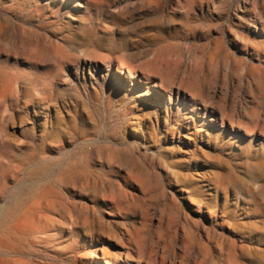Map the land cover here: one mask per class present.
Returning <instances> with one entry per match:
<instances>
[{
    "label": "rangeland",
    "instance_id": "374dc122",
    "mask_svg": "<svg viewBox=\"0 0 264 264\" xmlns=\"http://www.w3.org/2000/svg\"><path fill=\"white\" fill-rule=\"evenodd\" d=\"M157 65L170 78L162 89L117 71L157 79ZM195 103L229 116L227 126L209 116L188 129ZM230 119L246 127L232 131ZM263 161L264 0H0V219L42 193L64 207L54 209L63 231L16 243L14 259L74 264L82 241L66 217L83 232L84 207L115 232L132 222L137 213L98 208L94 191L119 182L132 190L123 175L134 172L154 187L143 198L153 215L149 252L164 248L175 264H223L214 247L237 242L248 247L242 261L264 264ZM214 188L221 196L212 205L232 212L223 227L188 200L195 190L196 201L209 199ZM173 201L181 213L169 228L160 219ZM200 240L214 246L210 257ZM97 246L101 264L118 250L113 240Z\"/></svg>",
    "mask_w": 264,
    "mask_h": 264
},
{
    "label": "bare ground",
    "instance_id": "6f19581e",
    "mask_svg": "<svg viewBox=\"0 0 264 264\" xmlns=\"http://www.w3.org/2000/svg\"><path fill=\"white\" fill-rule=\"evenodd\" d=\"M78 4L79 6H82L81 1H79ZM247 10V7H244V14L239 16V18H244ZM254 27L256 29H261L257 22L254 24ZM157 69L161 72L158 73L159 77H156L157 79H153L149 74L142 73L144 75L140 76V72L137 70L126 69L124 66L117 67L118 73L121 75H126L128 80L131 81L132 85H134L136 81H140L141 83L148 85L151 83L155 88L162 89L170 78L168 75H166V72L163 74L165 70L163 66L157 65ZM182 86V84L179 85V91L181 90ZM171 89L172 91L174 90L173 87ZM149 91L150 87L148 86L147 93L145 94H149ZM161 97H163L162 94L161 96L157 97V102H160ZM185 99H187V97H185ZM190 100H193V96H191ZM169 101L172 103V96H169ZM189 113L190 115L184 120L187 128L190 130L196 123H198V119L204 118V121L201 120V123H207L206 118L209 116L210 122L214 123L220 121L221 127L225 128L227 126V118L229 117L226 115V118L223 115L222 118H218L215 113L212 114V112L209 111L207 107H201V105L198 103H195L192 106V109ZM237 122L233 121L232 119L228 120V124L232 128V131H235V123ZM237 124H239L240 127H246V125L242 122H238ZM242 129L239 128L238 134L233 133L232 137H238L239 132L243 131ZM199 133H201V131H198V134ZM245 133L248 134L247 131H245ZM123 180L125 184H131L133 189L127 190L126 187L120 184V182L108 185L107 187H103L101 189L94 185L95 204L98 208L105 210L108 209L109 211L107 213L111 216L117 217L120 212L129 211L137 213L138 217L133 219V221L130 223L125 221L119 231L115 232L102 226H96L94 215L91 213L88 207H84L82 211L85 212L87 216L82 226V229L84 230L80 233L77 219L71 215L66 217L69 220L66 222L69 235L73 236L74 238L77 237L82 241L81 248L78 251V257L74 261V264H101V261H97L96 263V259L99 255L96 247H98L97 245L103 244L105 240H113L115 246L118 247V250L112 252L107 251V255L103 257L104 261H106V264H118V262L124 260V257L128 264H133V262H136L137 264H175L174 259H168L164 248L162 251H155L154 248H152V250L149 252L151 245L146 238V235L150 227L149 225L153 222V215L149 207L143 201V198L151 195L154 187L151 186L146 179L134 172L124 174ZM195 191H193V195H195ZM209 193V199L203 198L200 199V201H196L191 193L188 195V200L192 204H197L199 209L206 208L210 214L211 221L223 227L227 223V219L231 218L232 212L227 209L226 203L222 206L212 205L211 201H216L217 204H219L218 199L221 196L220 189L214 188ZM163 195L166 196V191L164 189ZM172 203L174 204V207L165 211L160 219V224L166 223L169 228L175 227L177 220L179 219V216L176 217V214L178 215L181 213V211L179 213V204L175 201ZM19 206L20 205L16 207ZM57 207L64 209L63 205L58 201L56 196L42 193L38 200L27 207L21 214L18 213L19 210H17V208L6 210L0 219V254L6 255L8 259L0 260V264H40L31 259H14L13 257L18 253L16 243H20L23 240L30 242L31 239L36 238L39 235H43L47 238L57 237V235L60 234V231H63L62 229H54L57 225L61 224V221L57 220V217L59 216H56L57 214L54 211V209ZM217 207L219 208V212H221L220 216L218 215ZM262 223L264 224V220ZM194 234L196 237L198 236V238H200L197 228H195ZM200 244V251L204 257H210V246L214 247L212 243H204L200 240ZM87 247H90L89 251L86 250ZM185 249L188 251L190 248L186 246ZM214 249L219 253L223 264H246L240 259L238 255L240 249L242 251H246L248 249L246 245H242L240 247L237 242H233L227 251L222 247H214ZM86 251H88V253Z\"/></svg>",
    "mask_w": 264,
    "mask_h": 264
}]
</instances>
